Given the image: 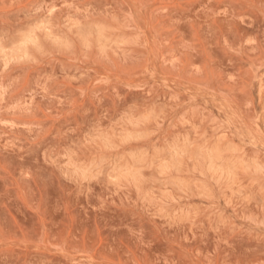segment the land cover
Segmentation results:
<instances>
[{
  "label": "rangeland",
  "instance_id": "obj_1",
  "mask_svg": "<svg viewBox=\"0 0 264 264\" xmlns=\"http://www.w3.org/2000/svg\"><path fill=\"white\" fill-rule=\"evenodd\" d=\"M0 264H264V0H0Z\"/></svg>",
  "mask_w": 264,
  "mask_h": 264
}]
</instances>
